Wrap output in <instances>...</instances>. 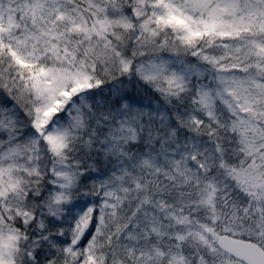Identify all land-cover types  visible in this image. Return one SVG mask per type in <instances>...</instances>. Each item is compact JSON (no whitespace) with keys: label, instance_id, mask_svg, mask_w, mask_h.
Here are the masks:
<instances>
[{"label":"snow or ice","instance_id":"1","mask_svg":"<svg viewBox=\"0 0 264 264\" xmlns=\"http://www.w3.org/2000/svg\"><path fill=\"white\" fill-rule=\"evenodd\" d=\"M0 264H264V0H0Z\"/></svg>","mask_w":264,"mask_h":264}]
</instances>
